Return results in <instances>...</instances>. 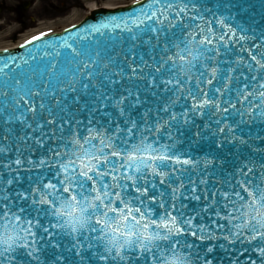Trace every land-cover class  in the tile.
<instances>
[{
	"label": "snow or ice",
	"instance_id": "obj_1",
	"mask_svg": "<svg viewBox=\"0 0 264 264\" xmlns=\"http://www.w3.org/2000/svg\"><path fill=\"white\" fill-rule=\"evenodd\" d=\"M134 2L0 64V264H264V0Z\"/></svg>",
	"mask_w": 264,
	"mask_h": 264
},
{
	"label": "water",
	"instance_id": "obj_2",
	"mask_svg": "<svg viewBox=\"0 0 264 264\" xmlns=\"http://www.w3.org/2000/svg\"><path fill=\"white\" fill-rule=\"evenodd\" d=\"M217 2L218 0H207L208 7H214ZM231 2L237 5V7L232 8L231 11L237 16L238 20L241 22H247L250 18H255L257 21H259L261 14V0H231ZM250 5H255V7H251ZM135 6L136 5L134 2L130 5L114 9H94L89 15L85 16L77 24L71 25L60 32H53L44 35L41 40L33 41L32 44L24 43L16 48L0 50V64H2L5 60H9V58H14L15 63H10L9 66L14 71H18L17 65L23 64V60L28 57L29 52L36 54V50L38 48H43L45 45L52 42L62 41L63 39L67 38L69 33L75 35L77 32H81V34H83L82 30L88 26L106 21L113 15H124L127 12H130ZM95 39L99 40L101 45L105 43H116L117 45L123 44V46L127 47L128 43H130L127 34H125L123 37H119L114 34L111 36V38L108 36H96ZM61 51L63 52V49H61ZM32 63L33 66H35V62ZM24 67L27 68L26 65H24Z\"/></svg>",
	"mask_w": 264,
	"mask_h": 264
},
{
	"label": "rangeland",
	"instance_id": "obj_3",
	"mask_svg": "<svg viewBox=\"0 0 264 264\" xmlns=\"http://www.w3.org/2000/svg\"><path fill=\"white\" fill-rule=\"evenodd\" d=\"M128 1L129 0H36L35 5L26 11L24 21L28 26L32 27L37 20L58 19L54 21L53 25L44 24L39 30L42 28L41 32L60 30L83 18L86 13H88V7L91 5L116 6ZM65 9L67 10L65 11ZM14 18L15 13L11 11H5V13L0 16V29L4 27V30L0 31V35H7V37L0 38V46L9 41V35H13L14 30L19 27V23L15 22ZM29 36L30 35L26 36V38ZM15 39L16 36H13V42H15Z\"/></svg>",
	"mask_w": 264,
	"mask_h": 264
},
{
	"label": "flooded vegetation",
	"instance_id": "obj_4",
	"mask_svg": "<svg viewBox=\"0 0 264 264\" xmlns=\"http://www.w3.org/2000/svg\"><path fill=\"white\" fill-rule=\"evenodd\" d=\"M35 3L36 0H0V16L5 13V11H11L16 15L15 20L21 22L25 19L26 11L33 7Z\"/></svg>",
	"mask_w": 264,
	"mask_h": 264
},
{
	"label": "bare ground",
	"instance_id": "obj_5",
	"mask_svg": "<svg viewBox=\"0 0 264 264\" xmlns=\"http://www.w3.org/2000/svg\"><path fill=\"white\" fill-rule=\"evenodd\" d=\"M96 6H97V5H91V6H90V9L96 8ZM104 7L112 8V7H114V6H112V5H107V6H104Z\"/></svg>",
	"mask_w": 264,
	"mask_h": 264
}]
</instances>
